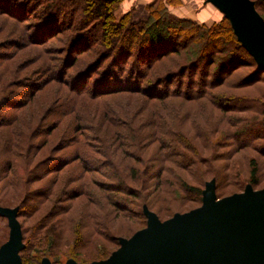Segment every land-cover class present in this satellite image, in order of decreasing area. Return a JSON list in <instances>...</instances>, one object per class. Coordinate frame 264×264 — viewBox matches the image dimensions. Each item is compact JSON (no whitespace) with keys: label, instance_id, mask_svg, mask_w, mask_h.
<instances>
[{"label":"rangeland","instance_id":"rangeland-1","mask_svg":"<svg viewBox=\"0 0 264 264\" xmlns=\"http://www.w3.org/2000/svg\"><path fill=\"white\" fill-rule=\"evenodd\" d=\"M184 8H189L188 1ZM198 9L196 13L204 12V7ZM214 12V21L222 19L216 9ZM24 32L19 22L0 17V52L10 54L0 68V74L6 71L0 87L34 78L37 70L54 63L50 49H59L65 42L64 36L59 35L45 45H29ZM184 35L191 38L190 45L151 62L144 85L188 64L214 40L216 45L228 46L222 33L204 39L191 28H185L181 36ZM13 39L21 45L9 44ZM92 59L88 54L79 56L69 72L73 75ZM208 67L203 66L202 70L209 74V79L215 78L216 64ZM252 72L251 67H239L226 76L222 85L213 88V98L221 99L219 106L225 108L222 111L209 100L194 103L177 98L152 100L134 93L74 98L73 93L55 80L45 82L34 91L25 107L13 113L15 122L14 118L0 126V206L18 207L25 196L30 198L18 218L24 233L25 264H40L43 258L52 264H65L68 259L85 264L104 259L117 249L106 236L130 238L145 227L141 216L144 205L161 221L167 220L176 213L199 207L204 184L213 179L217 185L215 193L220 198L240 193L248 184L254 190L264 189V129L261 126L264 80L248 84L246 78L250 79ZM189 76L196 82L200 71ZM189 76L185 75L182 82H187ZM238 107L246 109L239 111ZM154 122L166 128L178 126L185 134L188 146H181L187 155L185 165L175 161L177 166L172 163L174 160H165L166 150L158 142L148 143ZM245 128L252 132L247 147L237 149L228 144L230 134ZM162 130L166 129L162 127ZM245 137L242 135L240 141ZM135 141L140 142L139 147L134 145ZM39 149L42 150L38 153ZM83 154L94 155L99 160L106 156L104 161L108 166L103 168L105 172L110 171L108 167L113 169L115 178L124 182L122 188L117 191L103 188L101 183L107 182V177L85 172L77 162L76 158ZM47 158L50 161L44 167L51 168L50 171L43 174L45 168H42L35 173ZM53 158L58 161L52 163ZM60 162L66 165L55 172L53 169ZM89 164L97 169L95 163ZM252 170L255 176L251 179ZM38 173L42 174L34 175ZM181 183L200 193L186 192L179 187ZM37 191L43 192L44 197ZM119 204L128 206L127 216L121 213ZM8 232L6 221H0V246L6 242Z\"/></svg>","mask_w":264,"mask_h":264},{"label":"trees","instance_id":"trees-1","mask_svg":"<svg viewBox=\"0 0 264 264\" xmlns=\"http://www.w3.org/2000/svg\"><path fill=\"white\" fill-rule=\"evenodd\" d=\"M124 1L0 0V17L11 18L19 22L25 30V41L29 45L40 46L50 38L59 35H63L65 38L62 47L48 50L52 54L51 59L54 60V63H49L45 68L37 70L34 78H23V81H16L14 86L7 83L0 87V126L13 120L15 118L13 113L24 108L34 91L42 88L43 84L49 82V80L61 83L62 86L70 91V94L73 93L74 98L82 96L95 98L113 93H134L145 95L152 100L177 98L192 103L209 100L217 106L215 107L216 109L221 111L225 109L219 106L221 99L213 98L212 91L214 87L222 85L226 76L230 75L235 69L242 66H248L253 69V75L250 76V79L246 78L248 81L245 79L248 84L254 80L256 83L262 79L264 80V70L258 68L251 56L242 48L233 34L228 20L217 9L222 15V19L206 25L171 14L168 7L178 6L180 4L178 0H152L144 7L146 17L136 20L133 16V9L118 15V10ZM251 1L254 2L256 11L264 20V0ZM28 21L29 23H27ZM185 28H191V30L203 36L204 39H212L216 34L222 33L228 42V46H225V44L222 46L216 45L215 42L217 40H214L209 46L203 47L200 50V54L195 59L190 60L188 64L179 66L176 71H167L161 77H156L144 85V81L148 77V73L145 72L147 69L149 70L151 62L164 57L167 53H178L181 48L185 49L187 45H190L191 38L189 40L185 35L181 36ZM8 43L18 47L21 45L15 39ZM220 47L222 48L221 50ZM225 51L226 53L224 54ZM83 54H88L93 59L91 62L83 64L76 69L72 75L69 69L75 66L78 62V57ZM9 56V53L0 52V68L7 63ZM214 63L217 66L215 78L209 79V74L203 71L202 67H208V64L210 67ZM197 70L200 71V78L194 82L195 80L189 75H195ZM5 73L6 71L0 74V84L4 82ZM185 75L189 76V80L184 82V84L182 80ZM67 76L69 78H66ZM204 77L205 80L202 79ZM41 79L44 80L41 81ZM247 83L245 82V84ZM16 86L17 89H14ZM25 96H27L26 99H24ZM245 109L238 107L239 111H245ZM71 112L72 110H70ZM63 113L62 111L60 114ZM15 120L16 118L13 122ZM155 123L151 126L152 131H154L149 133L148 143L153 145L158 142L162 150H166L165 154L163 153L165 160H174L172 163H176L177 166L178 163H184L183 165H185L188 162L186 160L187 155L181 150V146L183 148L188 146L185 134L179 130L178 126L173 129L170 125H167L166 128L164 125L161 126ZM261 126L264 129V120ZM162 127L166 130H162ZM244 134L246 136L245 139L240 141V137ZM251 134L252 132L246 128L242 129L240 133L230 134L228 144L237 149L245 148L251 142ZM138 138L137 136L136 139ZM167 140L170 141L167 143ZM135 142L134 145L136 144L139 147L138 143L140 142ZM41 150L39 149L37 152L39 153ZM105 157L103 156L99 160L94 155L83 154L77 158L75 156L72 157L73 159H70V161L76 158L85 172L93 171L104 174L107 177V182L101 183V186L108 190L117 191L122 188L121 185L124 182L115 178L116 175L111 167H108V170L110 169L109 172H105L103 167L108 166V162L104 161L106 160ZM48 161H50L49 158L45 159L34 172L36 173L37 170L42 168H45L42 171L43 174L50 171L51 168L44 167ZM54 161H58V158L51 159L52 163ZM64 163L66 162H60L53 170L59 172L63 169L62 165H66ZM89 163H95L97 169L92 168ZM42 173L34 175L38 176ZM250 176L251 179L255 176L254 170L251 171ZM156 177L159 178V175ZM250 186L253 188L252 185ZM179 187L186 192L200 193L199 190L187 188L183 183ZM216 187L215 181V192ZM129 191H132V189L129 188ZM40 194L41 197H44L43 192H40ZM31 198L34 197L31 196ZM29 201L30 198L25 196V199L18 206L17 219L23 214L22 208ZM119 205L121 213L127 216L128 206ZM131 216L133 217L134 214ZM141 216L145 219L142 212ZM3 220L7 224L5 218H0V221ZM21 231L24 243L22 227ZM106 237L113 244L115 243L118 248V239L121 237ZM23 253L24 250L20 253V257L22 263L25 264Z\"/></svg>","mask_w":264,"mask_h":264},{"label":"water","instance_id":"water-1","mask_svg":"<svg viewBox=\"0 0 264 264\" xmlns=\"http://www.w3.org/2000/svg\"><path fill=\"white\" fill-rule=\"evenodd\" d=\"M228 20L233 34L258 68L264 70V20L251 0H204ZM19 207L0 206L8 238L0 246V264H23ZM146 226L119 238L106 259L87 264H264V189L249 184L240 193L218 198L215 180L206 182L201 205L161 221L147 206ZM40 264H52L43 258ZM65 264H78L68 259Z\"/></svg>","mask_w":264,"mask_h":264},{"label":"crops","instance_id":"crops-1","mask_svg":"<svg viewBox=\"0 0 264 264\" xmlns=\"http://www.w3.org/2000/svg\"><path fill=\"white\" fill-rule=\"evenodd\" d=\"M134 1H137V2L133 3ZM151 1L152 0H125L118 10L119 14L120 15L124 14L127 11L133 9L134 10L133 16L136 20L144 19L146 17L144 7L147 3L151 2ZM186 1H188V3H189V8H184ZM180 2H182V5H178L175 7H171V6L168 7L169 12L171 14H173L179 18L190 19L192 21H196L198 23H203V24H205L204 22H209V21L212 24L213 21L215 20L212 17H214V13L216 14V12H214V9H216V8H214L212 5H210L208 3H205L204 0H180ZM198 7H199V9L204 7V9H203L204 12L196 13ZM182 8H184V9H182ZM209 15H212V16H209ZM214 22H216V21H214Z\"/></svg>","mask_w":264,"mask_h":264}]
</instances>
